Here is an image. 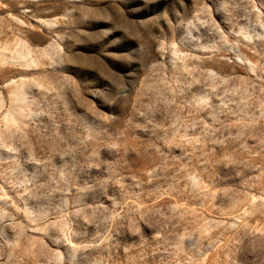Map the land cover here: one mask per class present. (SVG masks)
I'll return each mask as SVG.
<instances>
[{
  "label": "rangeland",
  "instance_id": "1",
  "mask_svg": "<svg viewBox=\"0 0 264 264\" xmlns=\"http://www.w3.org/2000/svg\"><path fill=\"white\" fill-rule=\"evenodd\" d=\"M0 264H264V0H0Z\"/></svg>",
  "mask_w": 264,
  "mask_h": 264
}]
</instances>
